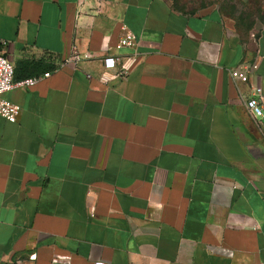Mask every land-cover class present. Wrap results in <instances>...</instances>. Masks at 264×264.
<instances>
[{
	"label": "crops",
	"instance_id": "obj_1",
	"mask_svg": "<svg viewBox=\"0 0 264 264\" xmlns=\"http://www.w3.org/2000/svg\"><path fill=\"white\" fill-rule=\"evenodd\" d=\"M122 25L139 57L103 85ZM0 42L55 66L4 95L0 264H264V0H0Z\"/></svg>",
	"mask_w": 264,
	"mask_h": 264
},
{
	"label": "built area",
	"instance_id": "obj_2",
	"mask_svg": "<svg viewBox=\"0 0 264 264\" xmlns=\"http://www.w3.org/2000/svg\"><path fill=\"white\" fill-rule=\"evenodd\" d=\"M5 43L0 42V116L10 123H15L20 114L19 106L13 104L4 98V95L16 88H30L33 87L41 77L34 76L20 80H14V65L6 58ZM137 40L133 33L125 26H121V36L115 43L113 50L115 53L105 54L102 59V73L98 77V81L106 85L110 81L125 79L130 73L131 69L137 62L139 57L137 51ZM129 49L131 53L120 54L119 51ZM91 56L89 53L73 52L72 55L65 61L76 65L81 60H89ZM251 68H244L242 70L230 69L229 76L234 82L247 83L248 74ZM87 78L91 77L87 75ZM244 105L246 109L257 119L258 123L264 127V97L262 89L259 86H253L251 95L248 97ZM209 252L213 255L231 258L233 251L222 246H214L209 248ZM31 255L30 258H33Z\"/></svg>",
	"mask_w": 264,
	"mask_h": 264
},
{
	"label": "trees",
	"instance_id": "obj_3",
	"mask_svg": "<svg viewBox=\"0 0 264 264\" xmlns=\"http://www.w3.org/2000/svg\"><path fill=\"white\" fill-rule=\"evenodd\" d=\"M30 63H19L18 66H14V80H20L22 78H26L29 76L34 77L33 75L37 76L42 74L46 71H50L55 69L54 65H44L43 63H35L31 66V72H35L34 74H30L29 70H25V67L29 66ZM21 69V70H20Z\"/></svg>",
	"mask_w": 264,
	"mask_h": 264
}]
</instances>
